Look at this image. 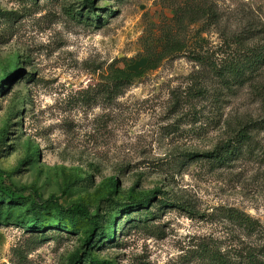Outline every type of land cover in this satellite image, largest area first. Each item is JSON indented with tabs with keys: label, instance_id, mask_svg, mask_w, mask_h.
Instances as JSON below:
<instances>
[{
	"label": "rangeland",
	"instance_id": "1",
	"mask_svg": "<svg viewBox=\"0 0 264 264\" xmlns=\"http://www.w3.org/2000/svg\"><path fill=\"white\" fill-rule=\"evenodd\" d=\"M241 54H264V0H0V180L26 196L0 193V264L264 261V56L234 74ZM34 197L100 229L50 208L29 230Z\"/></svg>",
	"mask_w": 264,
	"mask_h": 264
},
{
	"label": "trees",
	"instance_id": "2",
	"mask_svg": "<svg viewBox=\"0 0 264 264\" xmlns=\"http://www.w3.org/2000/svg\"><path fill=\"white\" fill-rule=\"evenodd\" d=\"M88 2L91 3L92 0H88ZM201 13H204V11L199 12V14ZM262 56H264V54L263 55L253 54V55L245 56V58L243 54L238 55L235 58V60L229 64L230 66L228 70L234 74H238L240 71L246 68L258 67V65L261 64L262 62ZM194 60L197 63H200V64L204 63V64H208L212 66V63H210V60L204 55H194ZM214 69L216 70L217 67H214ZM239 69L241 70L239 71ZM124 82L131 84V79L126 76L119 78L114 84L115 92H118L119 94V91L121 90ZM230 146H231V143H228V145H225L223 150H216L212 153H209L208 157H210L215 162H220V163L226 162L227 158L231 154V151L229 149L231 148ZM234 147L236 148V146ZM0 193L2 196L1 199L9 202L10 204L19 203V202L26 200L25 193L22 190L16 189L15 187H13L12 184H9L6 180H3V179L0 180ZM153 200H154V196L152 195L145 196L138 204L140 207L144 209V211H147L148 205ZM50 208H52L55 211V213L58 215V217L60 218H64L65 216L68 215L71 218L81 217V218H85L88 221H90L93 225L92 237L94 233L100 229V224L98 220L96 219V216H93L91 212L89 211V209L82 204H76V205H72L66 208L61 204L58 198L52 197L49 200L43 201V200L38 199L37 197H34L33 202L31 204V208H30V210L33 212L34 221L32 223L33 227L31 228L29 227V230L37 229L38 232H43L41 231L42 229L36 227L35 224L40 219L39 211H46V210H49ZM228 213L230 215L231 221L238 223V225L241 228H244V230L247 231L248 233H255L261 227V224L259 221L254 220L251 216L247 215L246 213L233 210V209L229 210ZM210 253H211L212 259L215 261V264H240V263H237L236 260L234 259L223 258L222 255L220 254L215 255V253L209 251V254ZM240 256L243 258V262H241V264H244V262H247L246 264H264L262 263L264 261H258V259H256L253 254L249 255V253L246 254L244 252ZM79 262H81V257L76 258L73 261V264H78ZM103 264H108V263L104 262Z\"/></svg>",
	"mask_w": 264,
	"mask_h": 264
}]
</instances>
